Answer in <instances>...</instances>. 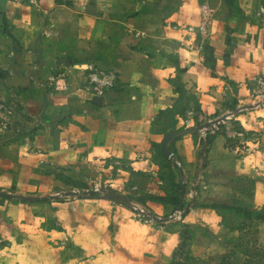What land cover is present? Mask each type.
<instances>
[{
    "label": "crops",
    "instance_id": "obj_1",
    "mask_svg": "<svg viewBox=\"0 0 264 264\" xmlns=\"http://www.w3.org/2000/svg\"><path fill=\"white\" fill-rule=\"evenodd\" d=\"M179 88L204 106L228 91L239 104L264 96V0H0V189L46 199L15 203L26 219L79 182L164 212L165 172L177 163L190 178L204 141L188 133L168 143L172 158L161 152L160 118L178 116ZM208 147L226 146L217 136ZM88 195L101 244L75 243L88 257L54 264H115L120 232L143 243L132 204Z\"/></svg>",
    "mask_w": 264,
    "mask_h": 264
},
{
    "label": "rangeland",
    "instance_id": "obj_2",
    "mask_svg": "<svg viewBox=\"0 0 264 264\" xmlns=\"http://www.w3.org/2000/svg\"><path fill=\"white\" fill-rule=\"evenodd\" d=\"M184 97L172 110L176 118L167 113L160 118L165 134L228 116L192 132L204 141L191 156L190 178L177 163L165 172L169 192L155 200L164 212L149 210L145 201H131L137 221L147 227L137 232L143 243L120 232L123 244L112 248L110 255L115 264H264V96L239 104L228 91L221 98L208 97L213 101L208 106L196 93ZM217 136L226 147H208ZM169 149L176 152L175 147ZM78 186L73 185L74 192L58 190L50 210L38 209L27 219L21 206L0 197V264H54L65 256L82 259L88 256L71 247L75 243L100 246L90 237L91 205L82 199L91 188L80 182ZM180 203L183 208L178 210ZM145 241L153 252L134 256L127 249L141 251ZM62 244L68 247L59 249ZM87 264L96 263L90 259Z\"/></svg>",
    "mask_w": 264,
    "mask_h": 264
},
{
    "label": "trees",
    "instance_id": "obj_3",
    "mask_svg": "<svg viewBox=\"0 0 264 264\" xmlns=\"http://www.w3.org/2000/svg\"><path fill=\"white\" fill-rule=\"evenodd\" d=\"M179 93L181 95V100H182L183 94H184V91L182 88H179ZM88 196L94 197V198H98V197L108 198L115 202L121 203L129 208H132L129 202L130 199L127 196L116 193V192L109 191L107 193L99 194L98 192L92 191ZM0 197H3L10 202L25 203V204H30V205L46 201L45 198H37L33 196L23 195L17 192L4 191L2 189H0Z\"/></svg>",
    "mask_w": 264,
    "mask_h": 264
},
{
    "label": "water",
    "instance_id": "obj_4",
    "mask_svg": "<svg viewBox=\"0 0 264 264\" xmlns=\"http://www.w3.org/2000/svg\"><path fill=\"white\" fill-rule=\"evenodd\" d=\"M226 116H223V117H220V118H217L215 120H209L207 122H205L204 124L202 125H199L197 127H193V128H188V129H177V130H172V131H169L167 132L164 136H163V139H162V142H161V152L162 154L170 159L173 157V153L170 151L169 147H168V143L178 137H181L185 134H188V133H192L194 131H199V130H202V129H205V128H208L210 127L211 125L217 123V122H220L221 120H223ZM183 208V204L180 203L179 207H178V210H181Z\"/></svg>",
    "mask_w": 264,
    "mask_h": 264
},
{
    "label": "built area",
    "instance_id": "obj_5",
    "mask_svg": "<svg viewBox=\"0 0 264 264\" xmlns=\"http://www.w3.org/2000/svg\"><path fill=\"white\" fill-rule=\"evenodd\" d=\"M11 2H14V3H19V4H30V3H33V2H35V0H10ZM206 10H210V9H208L207 7L205 8ZM205 30H206V25L205 24H203L202 26H201V28H200V31L199 32H201L202 34L205 32ZM191 31H193V30H191ZM4 103L2 102V101H0V112L1 111H3L5 108H4ZM179 163V162H178Z\"/></svg>",
    "mask_w": 264,
    "mask_h": 264
}]
</instances>
